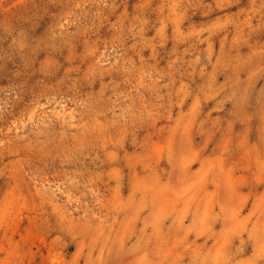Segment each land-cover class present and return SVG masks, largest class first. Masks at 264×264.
I'll return each instance as SVG.
<instances>
[{
    "label": "rangeland",
    "instance_id": "rangeland-1",
    "mask_svg": "<svg viewBox=\"0 0 264 264\" xmlns=\"http://www.w3.org/2000/svg\"><path fill=\"white\" fill-rule=\"evenodd\" d=\"M264 264V0H0V264Z\"/></svg>",
    "mask_w": 264,
    "mask_h": 264
},
{
    "label": "crops",
    "instance_id": "crops-1",
    "mask_svg": "<svg viewBox=\"0 0 264 264\" xmlns=\"http://www.w3.org/2000/svg\"><path fill=\"white\" fill-rule=\"evenodd\" d=\"M211 264H215V262H212Z\"/></svg>",
    "mask_w": 264,
    "mask_h": 264
}]
</instances>
